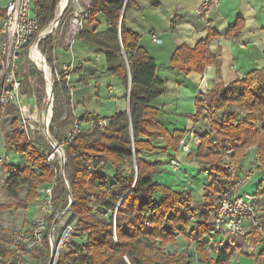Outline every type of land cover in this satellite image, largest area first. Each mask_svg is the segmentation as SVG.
Segmentation results:
<instances>
[{"label":"trees","instance_id":"16d2710c","mask_svg":"<svg viewBox=\"0 0 264 264\" xmlns=\"http://www.w3.org/2000/svg\"><path fill=\"white\" fill-rule=\"evenodd\" d=\"M59 2L34 0L38 30L32 42L54 21ZM133 3L134 0H92L76 36L106 54L107 72L117 76L126 87L131 78L130 107L110 118L90 113L76 117L81 131L72 140L64 141V176L73 195L69 210L77 217L72 231L77 237L65 243L56 264H230L236 249L226 244L214 251L211 248L214 242L206 235L215 227L217 205L222 197L220 190L229 188L225 178L230 173L227 159H232L239 168L247 151L256 147L259 155L256 168L264 171V68L250 70L225 86L220 56L209 47L211 37L217 36L213 30L194 47L183 44L174 51L173 68L185 74L204 73L207 66L214 65L218 77L215 85L207 93L198 95L195 101L194 118H208L211 127L206 132H195V157L206 166L203 170L207 171L209 183L202 201L193 202L191 192L170 190L155 178L164 171L163 162H148L140 157L144 151L172 156L180 149L187 131L171 132L161 122L160 110L152 104L165 93L167 86L157 74L156 60L141 45L140 34L127 28L126 14ZM69 11L70 5L63 16ZM5 16V7H0V18ZM243 26L239 18L231 25L227 36L238 38ZM58 46L53 34L39 42L49 64L61 69L56 56ZM30 75L35 76L44 89V73L32 68L25 74V82H29ZM54 91L55 95L60 91L65 94L71 111V97L63 72L61 81L55 78ZM38 95H42L41 92ZM234 106H240L242 111H235ZM12 107L16 113L20 112L17 106L12 104ZM89 116H93V125L84 128L82 121ZM61 117V111L54 104L52 123ZM100 119H105L106 124L100 123ZM12 123L14 129L6 135L5 148L22 153L26 164L21 168L3 163L5 190L16 201L0 203V212L12 206L28 208L36 201L42 185L55 182L54 212L47 217L48 230L42 247L33 253L36 262L41 263L50 255L48 234L56 213L68 206L70 191L58 161L52 165L31 145L20 130L18 117H14ZM50 130L57 141L64 139L58 138L52 127ZM157 138L164 140V146L153 144ZM44 147L52 150L49 143ZM189 156L192 157L191 153ZM24 189L26 192L21 196ZM157 193L162 194L160 200L155 198ZM256 193L261 228L251 225L246 234L255 249L264 243V189L261 187ZM182 233L194 243L197 253L190 251L187 255L186 249L179 253L165 251V246L177 242ZM239 242L240 254L252 256L241 246V239ZM7 252L6 244L1 242L0 255L6 257ZM255 254L259 263L264 264V247L256 249Z\"/></svg>","mask_w":264,"mask_h":264},{"label":"crops","instance_id":"0c3cea01","mask_svg":"<svg viewBox=\"0 0 264 264\" xmlns=\"http://www.w3.org/2000/svg\"><path fill=\"white\" fill-rule=\"evenodd\" d=\"M200 3L201 0H134L126 14L127 28L140 34L141 45L156 60L157 74L166 82L165 93L152 103L160 110L161 122L171 132L185 130L186 136L194 133V136L189 138L194 147V151L190 152L192 157L181 147L172 156L158 151H144L140 157L148 162L159 160L164 163L165 169L168 166L176 176L171 184L165 183L161 178L158 180L157 176L155 178L170 190L191 192L194 202L202 201L205 187L209 183L207 171L203 170L206 166L195 157L197 147L195 132H206L211 127L208 118L200 117L198 120L194 118L197 108L195 101L198 95L207 93L215 85L218 77L214 65L207 66L204 73L193 71L185 74L173 68L171 57L174 51L183 44L194 47L209 37L210 31L213 30L217 36L211 37L209 47L220 56L221 78L225 86L237 80L241 74L256 68H264V0H220V5L211 9L206 16L198 13ZM239 18L244 23L240 36L228 37L231 25ZM153 35L157 36V41L153 40ZM59 46L60 54L56 50L59 64L73 61L76 65L70 83L74 92L68 90L72 110H68L64 94L62 125L70 129L73 119L85 113L110 118L119 111L129 110V87H126L117 76L107 72L105 53L97 51L79 37L74 38L71 46ZM82 125L84 128L91 127L93 116L85 117ZM2 138L5 147L6 141L4 136ZM152 142L154 145L164 146L162 138ZM257 155L258 149L250 148L241 166L236 168L234 179L235 177L238 179V188L241 185L244 187L248 185L254 188V192H258L261 187L264 189V177L262 178L264 171L256 168ZM172 158L180 160L179 169L173 170L169 166L168 161ZM8 159L7 151L5 157L0 156L1 164L6 163ZM25 164L15 165L22 168ZM194 169L197 170L196 175L191 173ZM241 171L249 176L246 183L241 178ZM201 172H204L203 175ZM5 180L6 175L4 183ZM1 192H4L3 187L0 189ZM28 211H32L31 216L26 215ZM39 214L40 210L34 202L30 203L28 208L17 209L12 206L1 211L0 241L5 239L4 243L8 246L12 233ZM249 228L248 223V231ZM260 247H264V243L259 244L256 249Z\"/></svg>","mask_w":264,"mask_h":264},{"label":"built area","instance_id":"2783aa9c","mask_svg":"<svg viewBox=\"0 0 264 264\" xmlns=\"http://www.w3.org/2000/svg\"><path fill=\"white\" fill-rule=\"evenodd\" d=\"M92 2V1H91ZM91 3L89 4V6ZM220 5V0H201L200 6L198 7V13L201 15H207L211 9L217 8ZM6 16L2 19L1 33L4 36L3 48L0 51V102L2 104H13L17 106L23 112V119L20 121L22 128L26 131L28 139L32 146L40 153L43 154L47 161L54 165L57 160L62 167V174L64 176V166L66 164V154L61 153L55 144L48 138L49 144L53 146L54 150L60 151L61 157L55 154V151L45 149L39 141L32 138L30 133L34 132L37 128L34 122L37 121L39 106L36 100L24 101L22 94L23 80L18 74L20 57L24 52H29L31 60L35 62L32 57L33 49L39 48V38L43 35L42 31L38 34L37 39L32 42L33 37L38 30V22L36 12L34 10V0H9L5 6ZM86 12L82 15L81 19L75 14L74 19L77 20V28L75 32L70 35L68 32V38L64 46H71L74 38L79 34L82 29V19ZM72 20V19H71ZM59 23V22H58ZM71 24V23H70ZM58 26V24H57ZM67 37V36H66ZM65 37V38H66ZM73 37V38H72ZM153 40L157 41L156 35H153ZM25 47H27L25 49ZM40 52L43 54L42 50ZM46 60L45 54H43ZM56 62V60H55ZM75 62L64 63L61 65V69L55 67V78L61 81V72L64 73V79L67 83L68 90L74 92L71 86L72 73L75 69ZM243 76V74H241ZM50 104V103H49ZM208 109L206 108V113ZM100 123L106 124L105 119H100ZM81 131V123L78 118H74L72 128L65 134L64 139L60 145L63 147L65 139L72 140L74 136ZM194 136V133L185 135L181 141V148L187 153L193 152L194 147L190 143V137ZM48 137V135H47ZM63 149V148H62ZM259 155H257V160ZM228 168L230 173L225 176L228 181L229 188L220 190L222 197L218 201L217 213L215 217V227L207 233V237L213 239V235L219 236L217 241L211 245L214 251L219 249L226 244L231 245L236 249L234 256L239 254V240H242V245L245 246V250L249 253L255 254V246L247 239L246 234L251 225L261 228L259 211L257 209L258 195L256 192L245 191L244 193L239 192V183L235 181V170L236 166L232 159L228 158ZM169 165L173 170L180 168L181 163L178 158H172L169 160ZM64 180L68 185V180L64 176ZM55 182L47 184L43 188L42 196L38 195L35 205L40 210V214L36 215L33 219L28 220L26 224L17 229L12 233L11 238L8 242V252L6 257L0 255V263L2 264H36L33 253H36L43 245L46 232L48 230L47 217L54 212V201H53V186ZM217 188L220 189L219 182L217 181ZM69 201L68 206L59 210L56 213V218L65 214L70 208ZM61 214V215H60ZM60 224L59 221H57ZM53 224L48 234L50 242V257H52V248L55 249L56 262L60 253L61 245L54 244L55 232L58 224ZM71 234V230L66 231L63 236ZM63 244V243H62ZM233 256V257H234ZM233 257L231 262H233ZM256 260H258L256 256ZM55 264V263H54Z\"/></svg>","mask_w":264,"mask_h":264},{"label":"rangeland","instance_id":"374dc122","mask_svg":"<svg viewBox=\"0 0 264 264\" xmlns=\"http://www.w3.org/2000/svg\"><path fill=\"white\" fill-rule=\"evenodd\" d=\"M8 1L9 0H0V7H5L8 3ZM91 1L92 0H79V3L82 4V8H83V10L77 16V17H79V19H81L82 15L87 11ZM76 7H77V5L75 4V2L72 1L70 4V11L65 16H63V15L61 16V19L58 23V26L56 27L55 31L53 32V35L55 36V42L59 45H64L67 42L68 32H69V30H71L70 29L71 28V24H70L71 19L73 16H75L74 12H75V10H77ZM56 15H57V11H56ZM1 23H2V18H0V51L3 48V44H4V36L1 33ZM56 50L58 51V54H60V50H61L60 46H58ZM46 61H47V59H46ZM18 63H19L18 74L20 75V77L23 80L22 94L24 96V101L27 102L31 99L36 100V102L38 103V106H39L37 121L34 122V124H36L37 128L34 130V132L30 133V136L32 138L36 139L37 141H39L42 145L47 147L49 141H48V137H47L48 133L46 132V124H45V118L46 117L45 116H47V114L50 111H52L54 114V104L56 105V107L59 108L61 113H62V111H64L63 110L64 109L63 101L65 98L64 93L62 91H60L55 95V91H54L53 102H52V99L49 98L50 90H48L49 88H48V84H47V80H46L47 75L45 74V72H43L44 73V79H45L44 89L40 88L39 84L37 83V78L35 76L30 75L29 76V82H25L24 78H25V74L27 72H29L32 68L35 70H40V67H38V65L31 60V58L29 56V52H24L22 54V56L20 57V61ZM47 63L51 68V80H52V85L54 87V81H55L54 69H55V67L53 65H50L48 61H47ZM0 78H1V75H0ZM39 92H41L42 95H38ZM40 96H42V98H40ZM50 107H51V109H50ZM191 109H192V106H191ZM193 109H194V107H193ZM233 109L235 111H242L240 106H234ZM14 117H18V125L20 127V130L24 131V129L22 128V124L20 123V121L23 119V112L20 110L19 113H16L13 110L12 104H2L0 102V156L5 157V155L7 154V151H8L9 159L7 162L12 163V164L14 163L18 166H20V165L23 166L26 162L24 155L22 153L15 151V150H7L6 151V148L4 147V144H3L2 136H4V138H6L7 133H9L11 130L14 129V125L12 123V119ZM52 118H53V115H52ZM52 118L50 120V123H48L49 124V133L51 134L50 129L52 127L55 130V132L57 134L56 136L58 138H64L65 134L69 131V128H66L64 125H62V120H59L57 122L52 123ZM24 133L28 139V135H27L26 131H24ZM28 141H29V139H28ZM57 142L61 143V141H57ZM180 147H181V145H180ZM62 148H61V153H64L65 152L64 145ZM52 150L55 151L57 159H58V156L61 157L60 151L54 150L53 146H52ZM256 159H257V157H256ZM249 161H250V159L248 158V162ZM250 168H252V164L250 165ZM167 169H170V168L167 166ZM167 169L164 168V171L161 174H159V176L156 175L157 176L156 178L158 180H160V178H161L162 181H164L165 183L171 184V181L176 177L174 174L175 172L172 173L173 171L171 169L170 170H167ZM110 171H111V169H109V172H107L109 177L111 176ZM194 171H195V173H194ZM254 172H255V174H257L256 170ZM191 173L196 175L197 170L194 169L191 171ZM203 173L204 172H201V175H203ZM240 174L242 176L241 177L242 180L245 181V183H246L249 180V176H247L244 171H241ZM4 176H5V173L3 170V164H1V162H0V189H2V187H3V190H4V192H1L2 194L0 193V201H12L14 203L16 201L15 198H13L11 195H9L7 193V191L5 190ZM263 177L264 176L262 175V178ZM235 181H238V179L236 177H235ZM47 184L48 183H45L44 185L41 186V188L38 191L39 192L38 195L42 196V193H43L42 190ZM238 189H239V192H241V193H244L245 191L254 192V188L252 186H248V185L247 186L245 185V187H244V185L243 186L241 185V187ZM25 192H26V190L24 189L21 192L22 193L21 195H24ZM160 193H157L155 196V198H157V200H160L162 198V195ZM68 201H71L70 195L68 197ZM13 203H11V204H13ZM96 212L99 213V211H97V210H96ZM26 215L31 216L32 211L26 212ZM58 221L60 222V224L57 223L58 226H57V229L55 232L54 244H56V248L58 247V245H61V248H63L65 246V243H67L71 240H74L77 237V236L74 237L72 234L73 228L76 226L77 217L74 216L70 212V210H68L65 214H62L59 217ZM69 230H71L72 236H71V234L69 235V233H68L67 237L64 238L63 234ZM73 237H74V239H73ZM212 237H214V238L211 239V243L216 242L219 236L213 235ZM206 239H208V238L206 237ZM1 240L2 241H0V242L5 241V239H1ZM210 244L207 245V249L210 248ZM241 246L245 249L244 245H241ZM185 249L187 250V255H189L190 251H194L195 253H197L195 250L194 243H191L188 240L187 236L183 233L178 236L177 242L169 243L165 246V251L168 253H179L181 251H184ZM50 259H51V257L49 255L45 260H42L41 263L39 261L35 262V263L36 264H49ZM233 259H234L233 262H231L230 264H260L259 261L256 260L255 255L247 256L245 254H240V252H239V254L237 252V256H234ZM0 264H2V263H0Z\"/></svg>","mask_w":264,"mask_h":264},{"label":"bare ground","instance_id":"6f19581e","mask_svg":"<svg viewBox=\"0 0 264 264\" xmlns=\"http://www.w3.org/2000/svg\"><path fill=\"white\" fill-rule=\"evenodd\" d=\"M75 2V4L77 5V10H75V14L80 13L83 8H82V4L79 3V0H60L58 7H57V16L60 17L61 15V11L64 7L68 6L71 4V2ZM74 17V16H73ZM77 20L72 18L71 20V30H70V35L73 34L75 32V29L77 28ZM54 27V24H52L51 26H49L47 29H45L43 31V35L48 34L50 31H52V28ZM32 57L35 60L36 64L38 65V67H40V70L42 72H45V74L47 75V84L50 90V87L52 85V80H51V71L48 68L47 64H46V60L45 57L43 56V54L40 52V50L38 48H34L33 52H32ZM45 124L50 123V113L47 114V116H45Z\"/></svg>","mask_w":264,"mask_h":264},{"label":"water","instance_id":"95a60500","mask_svg":"<svg viewBox=\"0 0 264 264\" xmlns=\"http://www.w3.org/2000/svg\"><path fill=\"white\" fill-rule=\"evenodd\" d=\"M66 8H67V6L64 7V8L62 9L60 17H58V16L56 15L54 21L49 25V26H51L52 24H54V27L52 28V31H50L48 34L42 35V36L39 38V41H40L41 39L45 38L46 36H48L49 34H53V32L55 31V29H56V27H57V24H58V22L60 21L61 16L64 14V11L66 10ZM49 26H48V27H49ZM48 27H47V28H48ZM47 28H45V29H47ZM45 29H44V30H45ZM44 30H43V31H44ZM43 31H42L41 34H43ZM42 71H43V70H42ZM130 87H131V78H130V82H129V91H130ZM53 95H54V87H53V85H52V86L50 87V93H49V98L52 99V102H53ZM50 109H51V107H50ZM49 113H50V120H51L52 115H53V112L50 111ZM46 132L48 133V138H49V139L55 144V146H56L59 150H61L60 145H59L58 143H56V140L54 139V137L49 133V124H46ZM68 188H69V187H68ZM69 191H70V188H69ZM70 197H71V203H72V202H73V195H72L71 191H70ZM71 203H70V206H71ZM57 221H58V217L55 219V221H54L53 224L56 225ZM52 250H53V252H52V257H51V259H50L49 264H54V263L56 264V261H55V260H56V256H55V249H54V247L52 248Z\"/></svg>","mask_w":264,"mask_h":264}]
</instances>
